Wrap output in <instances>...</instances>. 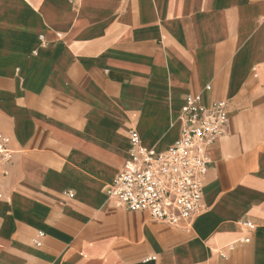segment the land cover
<instances>
[{"label":"crops","instance_id":"crops-1","mask_svg":"<svg viewBox=\"0 0 264 264\" xmlns=\"http://www.w3.org/2000/svg\"><path fill=\"white\" fill-rule=\"evenodd\" d=\"M188 94L228 121L180 229L107 188L130 128L179 138ZM0 132V264H264V0H0Z\"/></svg>","mask_w":264,"mask_h":264},{"label":"built area","instance_id":"built-area-1","mask_svg":"<svg viewBox=\"0 0 264 264\" xmlns=\"http://www.w3.org/2000/svg\"><path fill=\"white\" fill-rule=\"evenodd\" d=\"M178 118L180 136L163 151L144 147L137 129H129L128 156L108 186L107 197L115 207L146 211L152 220L187 229L206 209V147L226 131V102L205 106L200 94H188ZM12 154L9 138L0 132V181L9 172ZM40 235L33 240L36 245H41Z\"/></svg>","mask_w":264,"mask_h":264}]
</instances>
